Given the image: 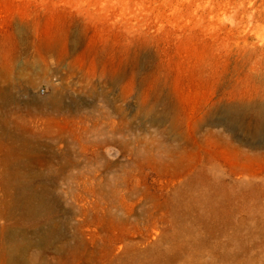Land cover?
Instances as JSON below:
<instances>
[{
    "label": "rangeland",
    "instance_id": "1",
    "mask_svg": "<svg viewBox=\"0 0 264 264\" xmlns=\"http://www.w3.org/2000/svg\"><path fill=\"white\" fill-rule=\"evenodd\" d=\"M0 87V264H264V0H0Z\"/></svg>",
    "mask_w": 264,
    "mask_h": 264
},
{
    "label": "bare ground",
    "instance_id": "2",
    "mask_svg": "<svg viewBox=\"0 0 264 264\" xmlns=\"http://www.w3.org/2000/svg\"><path fill=\"white\" fill-rule=\"evenodd\" d=\"M13 79L14 78L10 74L4 76V82L10 85L12 84V87L14 88L15 83ZM34 84L35 83H33V85ZM22 90L24 91V89ZM17 99L14 96L12 89H10L9 91L6 89H2V87H0V107L10 102L17 103L18 101ZM30 103L34 104L33 101H30ZM62 103H63L62 96L59 95L58 93H55L51 100V104L60 107ZM260 116L261 119L257 129L258 132L264 128V108L261 110ZM0 129L3 135L11 133L10 130L8 128L5 129L2 124H0ZM58 138H60V136ZM0 151L2 152V157L0 158V164L5 167V171L3 173L4 181L7 183L9 188H12L16 191V196L13 204L19 207L23 211L25 216L36 217L40 215L41 213H43L44 210L48 209L46 207L48 206V197L50 196V194L47 185L43 184L41 190L36 189L34 185H32L35 182H40L44 179V176L39 173H36L34 171V168L36 165L37 166L41 165V167L43 165H47L48 164L47 158H49V154L46 153V156L42 155L40 153L41 152L40 146L33 141L27 143H19V142L2 143L0 145ZM61 166L62 165H60V167ZM48 237H49L48 234H44L41 242L42 243L47 242Z\"/></svg>",
    "mask_w": 264,
    "mask_h": 264
}]
</instances>
